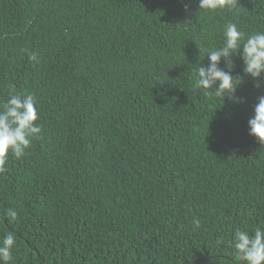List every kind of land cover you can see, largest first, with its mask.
I'll list each match as a JSON object with an SVG mask.
<instances>
[{"label": "trees", "instance_id": "trees-1", "mask_svg": "<svg viewBox=\"0 0 264 264\" xmlns=\"http://www.w3.org/2000/svg\"><path fill=\"white\" fill-rule=\"evenodd\" d=\"M198 3L0 0V100L33 94L42 126L0 174L10 264H241L227 241L264 226V144L247 125L264 85L239 53L242 103L206 96L195 68L227 23L264 31V0Z\"/></svg>", "mask_w": 264, "mask_h": 264}, {"label": "clouds", "instance_id": "clouds-1", "mask_svg": "<svg viewBox=\"0 0 264 264\" xmlns=\"http://www.w3.org/2000/svg\"><path fill=\"white\" fill-rule=\"evenodd\" d=\"M234 0H199L198 9L215 12L218 9L234 7ZM188 10L185 4V11ZM222 44L219 47L200 48L208 59L206 67L195 68V86L203 89L206 96L220 99L227 97L233 103H242L243 98L236 96L237 89L244 83L243 76L233 75L232 57L239 53L243 63V74L252 78L260 88L264 85V31H257L246 36L235 23L223 26ZM35 59V57H32ZM224 68L220 67L221 59ZM227 69V70H225ZM253 116L247 122L249 135L264 144V95L257 97ZM39 120L37 102L33 94L15 93L0 100V174L8 171L9 155L19 160L26 154L33 140L39 137L42 126ZM9 223L16 221L17 212L9 208L5 214ZM195 228L200 227V220L193 218ZM16 234L9 230L0 239V264L13 261L12 250L16 244ZM216 245L224 244L217 238ZM239 257L241 264H264V226H258L252 234L236 229L232 239L227 241Z\"/></svg>", "mask_w": 264, "mask_h": 264}]
</instances>
